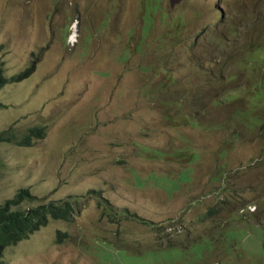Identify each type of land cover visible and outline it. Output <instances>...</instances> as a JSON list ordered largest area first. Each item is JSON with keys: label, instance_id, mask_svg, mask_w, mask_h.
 I'll use <instances>...</instances> for the list:
<instances>
[{"label": "rangeland", "instance_id": "374dc122", "mask_svg": "<svg viewBox=\"0 0 264 264\" xmlns=\"http://www.w3.org/2000/svg\"><path fill=\"white\" fill-rule=\"evenodd\" d=\"M0 46V206L79 202L7 264H264V0H0Z\"/></svg>", "mask_w": 264, "mask_h": 264}, {"label": "trees", "instance_id": "16d2710c", "mask_svg": "<svg viewBox=\"0 0 264 264\" xmlns=\"http://www.w3.org/2000/svg\"><path fill=\"white\" fill-rule=\"evenodd\" d=\"M147 31V28L145 32ZM149 32V31H148ZM147 32V33H148ZM2 47L0 46V52ZM128 55L125 59H128ZM30 70L23 72L17 77H14L10 82H20L28 77ZM7 83L4 78V71L0 65V89ZM1 107V105H0ZM45 130L44 128H33L29 131L23 140L17 141V145L21 147H29L32 145L35 139H43ZM12 137H0V142H11ZM88 195H97L100 199L103 195L102 191H90ZM103 198V197H102ZM104 199V198H103ZM28 200H35L29 189H22L12 200H8L4 205L0 206V264H7L4 260V251L6 248L16 246L20 242L29 239L31 235L46 227L51 219L68 221L72 218L75 212V206H78L79 202L75 203L72 200L65 202H50L43 203L37 207L30 208L28 210H16L22 202ZM99 206H102L99 203ZM104 213L111 219H117L118 217H126L131 219H137L136 215L131 214L128 210H123L122 214L119 213L114 217L110 213L109 209L104 207ZM114 213V211H112ZM213 213V211L211 212ZM113 217V218H112ZM145 222V220H143ZM59 235H62L59 233Z\"/></svg>", "mask_w": 264, "mask_h": 264}, {"label": "clouds", "instance_id": "9594fccd", "mask_svg": "<svg viewBox=\"0 0 264 264\" xmlns=\"http://www.w3.org/2000/svg\"><path fill=\"white\" fill-rule=\"evenodd\" d=\"M255 209H256V208H255ZM255 209H254V210H255ZM254 210H252V211H254Z\"/></svg>", "mask_w": 264, "mask_h": 264}]
</instances>
